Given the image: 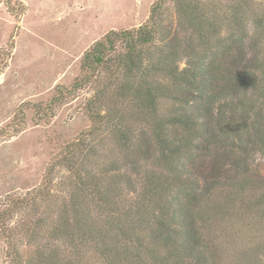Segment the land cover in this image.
Instances as JSON below:
<instances>
[{
	"label": "trees",
	"instance_id": "1",
	"mask_svg": "<svg viewBox=\"0 0 264 264\" xmlns=\"http://www.w3.org/2000/svg\"><path fill=\"white\" fill-rule=\"evenodd\" d=\"M84 88L91 127L0 209L5 264L264 263V0H155L35 117Z\"/></svg>",
	"mask_w": 264,
	"mask_h": 264
},
{
	"label": "rangeland",
	"instance_id": "2",
	"mask_svg": "<svg viewBox=\"0 0 264 264\" xmlns=\"http://www.w3.org/2000/svg\"><path fill=\"white\" fill-rule=\"evenodd\" d=\"M154 1L0 0V128L6 129L0 136V209L13 196L43 186L51 162L92 125L84 107L88 88L69 96L47 119L35 117L33 104L49 100L59 85L70 88L81 74L85 50L111 29L144 23ZM20 108L24 122L13 131ZM18 245L28 255L31 246L21 236ZM7 262L0 239V264Z\"/></svg>",
	"mask_w": 264,
	"mask_h": 264
}]
</instances>
